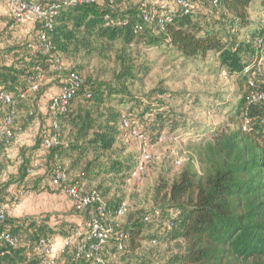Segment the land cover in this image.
Returning a JSON list of instances; mask_svg holds the SVG:
<instances>
[{
  "label": "trees",
  "instance_id": "1",
  "mask_svg": "<svg viewBox=\"0 0 264 264\" xmlns=\"http://www.w3.org/2000/svg\"><path fill=\"white\" fill-rule=\"evenodd\" d=\"M205 1L208 8L201 10L193 0H186L185 13L177 0H94L81 4L40 0L45 10L56 5L50 27L38 18L16 21L8 15L0 20V88L15 100L13 138L9 143L0 138V204L11 202L19 191L23 195L53 189L66 193L67 188L77 186L81 195L99 193L106 207L99 221L110 229L90 259L76 258L78 248L88 251L98 244L91 227L94 204L79 209L72 201L63 213L38 216L14 217L9 210L0 222V233L18 237L20 245L12 247L0 240V264H38L40 239L70 237L72 243L54 264H106L109 244L119 259L111 264H158L151 254L141 253L143 241L155 245L177 242L179 251L170 264H264V99L259 98L264 94V79L257 77L260 69L264 75V24L250 18L254 0ZM19 28L23 36L16 35ZM41 33L50 42L45 53L35 50ZM78 41L100 52L116 43L123 50L139 43L146 49L155 47L174 60L183 59L182 65L200 64L197 71L225 74L240 91L226 114L231 123L242 118L244 124L233 129L220 124L209 130L202 172L185 167L173 181L161 182L157 189L162 194L161 207L123 226L112 221L118 217L122 202L105 201V196L112 181L131 177L145 151H128L120 139L133 135L134 129L148 140H158L165 128L166 135L175 137L179 120L167 102L141 101L132 93L131 85L142 79L149 65L136 64L129 52L117 56L119 68L109 80L83 79L77 70L53 78L59 92L71 73L81 82L66 110L53 117L49 105L59 92L47 98L45 81L58 75L62 67L55 69L56 61H62ZM30 83L37 88L28 90ZM160 93L168 97L166 92ZM41 98H46L47 117L35 121ZM130 101L134 104L127 106ZM26 103L31 108L25 109L17 124L18 108ZM8 111L7 103L0 100V126ZM66 131L68 139L62 142L60 135ZM54 136L55 144L43 145ZM12 147H17L13 164L8 157ZM65 160L66 167L60 164ZM57 170H62L66 179L54 185ZM147 227L154 230L145 232Z\"/></svg>",
  "mask_w": 264,
  "mask_h": 264
},
{
  "label": "rangeland",
  "instance_id": "2",
  "mask_svg": "<svg viewBox=\"0 0 264 264\" xmlns=\"http://www.w3.org/2000/svg\"><path fill=\"white\" fill-rule=\"evenodd\" d=\"M130 1L139 2L142 0ZM193 1L198 9L206 10L208 8L205 0ZM251 4L253 6L250 9L251 20L264 24V0H254L251 1ZM20 28L16 31V35L23 36L21 33L23 30ZM125 52L131 53L136 64L145 62L149 65V69L142 79L134 81L131 85L132 93L141 101L167 102L169 110L179 121L178 124H175L177 133L175 137L166 135L164 132L167 129L165 128L161 131L158 140L138 138L134 134L120 139L119 143L123 144L128 151H145L151 156L149 161L144 162L145 173L142 174L139 181L129 176L111 182L105 201H119L125 203L128 208L126 214L112 219L113 222L121 226L131 219L150 212L153 208L161 207L162 194L157 190L161 182L173 181L185 167H190L199 173L202 172L206 164L204 160L205 134L209 130L215 129L220 124L230 129L244 124L242 118L231 123L226 114L240 96L239 87L232 78L225 74H209L206 70L197 71V67H200L198 63L186 62L185 65H182L183 59L174 60V57L161 53L159 49L155 47L153 50L146 49L140 43L124 50L120 43H116L114 47L100 52L96 47L78 41L76 46H72L71 50L62 56V68L58 75L46 79L45 85L48 87L45 90V96L48 98L59 92L60 86L55 83L53 78L63 76L70 70H77L83 79L90 76L93 79L100 77L109 80L119 68L120 59L117 56H122ZM209 58L206 59V62ZM261 61H264V55ZM257 77L264 79L262 69L257 73ZM160 91L166 92L168 97L161 94ZM42 98L35 108L37 112L35 121H37L36 119L44 121L47 117L46 98ZM132 104L134 103L130 101L127 106ZM27 108H31L29 103L18 108L17 124L21 123ZM34 119H32V126L35 123ZM43 124L45 128L47 122ZM196 126L198 129H191ZM183 127L185 129H182ZM67 139L66 131L60 135L59 140L66 142ZM16 152L17 147L10 149L9 159L13 160L10 162L11 164L15 162ZM67 162V160L61 161L60 164L66 167L65 163ZM11 164H9L10 167ZM68 176L72 178L73 173L69 171ZM40 192L43 191L35 193L40 194ZM2 193L5 195V190ZM29 193L27 192V194ZM23 196L18 204L19 209L25 207L22 201ZM152 230L154 229L147 227L145 232H152ZM106 250V264L119 261L112 251L111 244L107 246ZM178 251L179 245L174 241L162 242L157 245L149 241L142 242L141 253L143 255L151 254L158 264H170L171 257Z\"/></svg>",
  "mask_w": 264,
  "mask_h": 264
},
{
  "label": "built area",
  "instance_id": "3",
  "mask_svg": "<svg viewBox=\"0 0 264 264\" xmlns=\"http://www.w3.org/2000/svg\"><path fill=\"white\" fill-rule=\"evenodd\" d=\"M70 4H81L86 2H92L94 0H65ZM184 7V12H187V3L186 0H177ZM56 5L52 4L48 10H45V7L41 4L40 0H33L31 2L25 0H9L8 10L6 12L0 11V17L8 14L12 15L16 21H21L25 19L38 18L45 20V27L51 26L52 16L55 14ZM155 13L153 14V17ZM147 19V17H145ZM50 48V42L45 36V33H41L38 37L37 46L35 50L39 53H45ZM62 67V61L57 60L54 66L55 69H60ZM80 79L75 73L69 74L65 80V85L61 88L60 92L53 96L51 103L49 105V111L54 117L56 113L64 112L69 104V100L74 92V90L80 85ZM37 85L34 83L29 84L28 90H35ZM27 92V91H26ZM25 92V93H26ZM259 98L264 99V94H260ZM0 100H3L9 106V111L4 118L3 124L0 126V138L4 139L6 143H9L13 138V128L15 117V100L13 96L0 88ZM124 125L127 126L128 123L125 121ZM133 134L138 138L141 136L136 129L133 130ZM56 137H52L43 142L44 146H51L55 144ZM150 154L144 152L142 154V160L135 165V169L131 173V178L140 180V174H144V162L149 161ZM66 176L62 170H57L52 183L54 185H59L61 182L65 181ZM66 193L71 199V201L77 204L79 209L85 208L87 206L93 205L94 207L91 210V227L93 236L98 240V244L91 246L90 250L84 251L82 248L76 250V258L79 256H84L86 259L92 257V253L96 252L99 249V246L105 242L107 232L109 228L103 227L100 224L99 217L104 216L106 207L102 202V199L97 191H92L89 194L81 195L80 190L77 186H71L66 189ZM23 196L22 191H19L12 197L11 202L1 203L0 204V222L5 218L6 213L15 208L19 199ZM128 208L125 203H122L118 210L117 215L121 216L127 212ZM157 214V211H155ZM148 219V217H145ZM0 240L5 243H8L12 247H18L20 245V240L18 237L12 235L8 232L0 233ZM72 243V238H64L61 240L57 239H40L37 245V252L40 254V259L38 264H54L58 259L60 254Z\"/></svg>",
  "mask_w": 264,
  "mask_h": 264
},
{
  "label": "crops",
  "instance_id": "4",
  "mask_svg": "<svg viewBox=\"0 0 264 264\" xmlns=\"http://www.w3.org/2000/svg\"><path fill=\"white\" fill-rule=\"evenodd\" d=\"M9 0H0V11L6 12L8 10ZM8 16L5 14L0 17V20ZM15 153V150H14ZM10 154L8 155V157ZM22 209H19V205L10 210V215L14 217H20L23 215L38 216L47 212H58L63 213L69 210L72 206V201L69 196L63 190L53 189L51 191L44 190L37 194L35 192H30L29 194L23 196ZM21 201V200H20ZM19 201V203H20ZM18 203V204H19Z\"/></svg>",
  "mask_w": 264,
  "mask_h": 264
}]
</instances>
